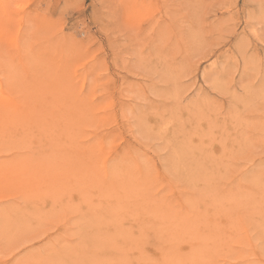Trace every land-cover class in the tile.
<instances>
[{
	"label": "rangeland",
	"instance_id": "374dc122",
	"mask_svg": "<svg viewBox=\"0 0 264 264\" xmlns=\"http://www.w3.org/2000/svg\"><path fill=\"white\" fill-rule=\"evenodd\" d=\"M1 85L0 264H264V0H0Z\"/></svg>",
	"mask_w": 264,
	"mask_h": 264
},
{
	"label": "bare ground",
	"instance_id": "6f19581e",
	"mask_svg": "<svg viewBox=\"0 0 264 264\" xmlns=\"http://www.w3.org/2000/svg\"><path fill=\"white\" fill-rule=\"evenodd\" d=\"M2 89V85L0 86V109H2V110H6V108L7 107H5V106H8V108H9V106L11 105V103L12 102H10V98L8 97V95L4 92V91H2L1 90ZM71 96V95H70ZM73 101V100H72ZM60 104V103H59ZM64 104V103H63ZM75 104H76V102H75ZM5 107V108H4ZM11 107V106H10ZM78 108V107H77ZM4 110V111H5ZM8 110H10V109H8ZM1 111V110H0ZM7 112V111H6ZM1 114V113H0ZM5 115H6V113H4ZM8 115V114H7ZM8 117V116H7ZM7 117H6V119H7ZM78 117V116H77ZM8 120V119H7ZM6 120V121H7ZM102 143H103V141H102ZM105 148V147H104ZM104 148H103V145H102V148H98V150H92V152L90 151V150H88L89 151V153L91 152V158L92 159H94V158H96V159H100L99 157L102 155V153H103V150H104ZM77 150V149H76ZM97 151H99V154H98V152ZM123 151V150H122ZM121 151V152H122ZM126 151H127V149H126ZM78 153V152H77ZM130 153H131V151H130ZM124 154V153H123ZM84 155H86V154H84V152H83V156ZM100 155V156H99ZM83 156H79V159H82V157ZM130 156V155H129ZM102 157V156H101ZM84 158H86V157H84ZM97 161V160H96ZM102 161V160H101ZM91 162H92V160H91ZM108 162V161H107ZM99 163V162H98ZM102 163V162H101ZM104 165V164H103ZM106 165V164H105ZM105 165H104V167H105ZM97 166V165H96ZM99 166V165H98ZM100 170V169H99ZM98 171V170H97ZM100 172V171H99ZM9 173H11L9 170H6L5 171V173L3 174V175H1V173H0V175H1V179L2 180H5V178L7 179V177H8V175H9ZM97 173V172H96ZM163 176V175H162Z\"/></svg>",
	"mask_w": 264,
	"mask_h": 264
}]
</instances>
